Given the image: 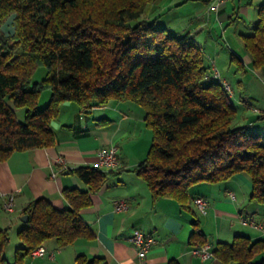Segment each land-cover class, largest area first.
I'll return each mask as SVG.
<instances>
[{
  "label": "trees",
  "instance_id": "1",
  "mask_svg": "<svg viewBox=\"0 0 264 264\" xmlns=\"http://www.w3.org/2000/svg\"><path fill=\"white\" fill-rule=\"evenodd\" d=\"M153 1L0 0V25L16 14L15 32L0 30V162L15 150L52 145L50 123L66 101L91 108L130 100L142 107L152 134L134 171L153 200L167 196L187 207L191 186L244 173L251 181L249 201L264 203V133L249 129L253 122L234 123L238 110L230 100L233 92L207 71L193 34H173L156 18L142 17ZM256 13L242 40L252 66L261 68L264 1ZM38 67L46 73L33 82ZM46 89L51 92L48 103L38 107ZM17 108H24L22 120ZM254 113L253 121L264 118L263 112ZM73 172L87 188H64L66 207L37 198L22 209L28 219L17 231L12 261L4 254L8 229L0 228V264H22L49 238L64 247L91 236L79 211L91 203L89 192L101 188L110 170L78 166ZM192 236L204 244L200 229ZM211 252L222 264H264V239L239 234L230 243H216ZM74 264L106 263L100 256L77 254Z\"/></svg>",
  "mask_w": 264,
  "mask_h": 264
},
{
  "label": "crops",
  "instance_id": "2",
  "mask_svg": "<svg viewBox=\"0 0 264 264\" xmlns=\"http://www.w3.org/2000/svg\"><path fill=\"white\" fill-rule=\"evenodd\" d=\"M189 1H202L209 16L204 18L202 15L194 22L189 21L190 25L179 20L181 27L174 24V20L166 19L169 11L183 8ZM263 1L227 0L223 7L215 11L209 9L212 0H154L146 6L144 13L148 19L156 18L173 34L190 32L200 46L198 35L209 29L208 23L223 31L228 26L236 25L233 34L243 44L242 35L251 32L252 24L257 19V5ZM246 25H249V29ZM229 48L235 52L232 45L229 44ZM239 58L241 67L235 74L240 72L243 77L247 76L249 67L252 68L251 58L247 52ZM210 65L212 70L215 64ZM228 69L223 75L219 73L229 82L227 76L231 71L230 67ZM255 69L264 77V67ZM243 84L240 78L237 87ZM126 101L130 100H110L91 108H82L75 102L66 101L62 103L63 106L71 107L73 112L69 118L58 120L57 116L51 121L50 127L55 135L52 145L15 150L0 162V228L8 229L9 243L15 239L13 243L17 246V231L24 224L19 219L23 214L22 209L37 198L47 199L56 208L66 207L64 188H87L73 169L96 166L100 148L111 144L116 147L118 164L107 173L106 182L101 188L89 192L91 203L79 211L81 219L92 232L91 236L79 237L64 247H59L55 239L49 238L42 245L44 254H30L22 264H74L77 254L100 256L106 264H222L215 256L201 260L193 253L192 246L197 243L192 236L195 229H200L202 240L210 250L218 242L230 243L239 234L251 240L264 239V230L244 223L251 216L256 222L264 224L263 217H254L249 213L251 210L248 207L262 204L249 201L251 181L244 173L216 183L200 182L191 186L187 207H181L167 196L153 200L146 183L134 171L146 155L152 136L150 138L145 126L144 114L141 118L139 116L142 127L138 119L135 120L136 125L133 124L126 112H134V107L124 105ZM237 102L239 122L255 124L253 120L256 114L249 107L253 104L242 95H239ZM106 106L111 107L116 117L96 115ZM259 109L263 110L264 106ZM121 122L126 124L121 126ZM142 135V143L138 144ZM58 157L64 158L63 165L56 162ZM8 193L14 195V209L11 212L2 208ZM195 195L206 198L208 206L205 214H200L194 206L192 197ZM118 198L127 202L126 210L114 211L113 202ZM135 229L150 234L154 239L143 257L137 254V247L129 240Z\"/></svg>",
  "mask_w": 264,
  "mask_h": 264
},
{
  "label": "rangeland",
  "instance_id": "3",
  "mask_svg": "<svg viewBox=\"0 0 264 264\" xmlns=\"http://www.w3.org/2000/svg\"><path fill=\"white\" fill-rule=\"evenodd\" d=\"M169 12L170 13H167L165 16L166 19L169 18L170 20H174V24L180 25L179 27H181V23H182L179 20H182L185 23H187V25H190L189 21L194 22V20H197L196 18L202 15L204 18L205 16L207 17V15L209 16V14L206 12V7L202 1H189L184 5L183 8H178L176 10H171ZM142 17H146V15L143 14ZM235 26L236 25H231L230 27L228 26L227 28H225L226 26L224 25L225 30L223 31L220 27L218 26L215 27L213 24L208 23V28L210 29V31L209 29L208 30L206 29L203 34L198 35V41L200 42L202 49L204 50V65L206 66L207 71L210 72L211 71L210 64L214 63L216 69L220 73H222V75L224 73H227L229 70L228 68L230 67L231 72L227 76L230 81L228 82L227 80V82L230 84L232 88V92L233 91L235 92L234 96L233 93L232 95H230V100L235 105L236 108L239 106L237 102L239 95H242L244 99L245 98L248 99V101H250L254 107L261 108L264 106V77H262V74L258 73L253 66H252L253 69L249 67L250 70L248 71L247 76L243 77L242 73L240 72L239 74L238 73L235 74V72L237 71L236 69L237 67L236 62L238 61L237 58L239 56L242 57V55L246 53V51L242 47L243 44L239 43L241 42V40L239 41L237 39V36L233 34V30ZM248 26L249 25H246V27ZM194 27L195 26H193V28ZM207 32H209V34ZM229 36H231V39H229ZM229 44L234 47L233 50L235 52H232L231 48H229ZM234 57L236 60L234 59ZM45 73H46L45 67H38L36 71L33 73L32 81L33 82L41 81V79L45 76ZM240 78L242 79L244 84L242 87L238 88L237 84ZM50 93L51 92L49 89L43 90L41 92L39 96L38 107H43L48 103V100L50 98ZM129 104L134 107V112H131L130 114L126 112V114H128L132 118V122L135 125H136L135 122L138 119V121L140 122V126L142 127L141 120H139V116L141 118V116L144 114L142 107L133 101H126V103H124V105H129ZM253 106L251 107L253 108ZM106 107H104L100 111H97L96 115L100 116V115L108 114L110 116L116 117L115 113L111 111V107H107V108ZM23 110L24 108L15 109L16 116L19 120L23 119ZM72 112L73 111L71 107L63 106V104H61L57 119L59 120V119L69 118L71 117ZM237 121L239 120L236 119L234 123H238ZM254 122L255 124L249 125L248 128L252 130H261L264 133V118L256 119ZM125 124L126 122H121V126H124ZM148 133L150 134L149 136L151 138L152 135H151V130L149 128H148ZM143 137L144 135L139 137L140 141L138 144L142 143ZM260 204L262 205L258 207L255 206L254 208H252L253 206L248 207V209L251 210L249 213L253 214L254 217H263L264 219V207H262L264 206V203H260ZM249 218L252 217L250 216L246 219ZM252 220H254V218H252ZM254 222L256 221L254 220ZM256 223L262 224L264 228V224L262 222H256ZM14 240L11 243H9V245L5 248L4 251L5 256L10 261H12L13 251L16 247V244L13 243ZM257 256L259 257V255Z\"/></svg>",
  "mask_w": 264,
  "mask_h": 264
},
{
  "label": "built area",
  "instance_id": "4",
  "mask_svg": "<svg viewBox=\"0 0 264 264\" xmlns=\"http://www.w3.org/2000/svg\"><path fill=\"white\" fill-rule=\"evenodd\" d=\"M226 2L227 0H212L211 4L209 5V9L215 11L219 10L221 7L225 5ZM212 71H213V76L220 78L225 90L229 94H231L232 88L230 84L227 82V80L220 77V73L215 67L212 69ZM252 111L264 113V109L260 110L259 108L254 106L252 108ZM56 162L63 165L64 158L58 157L56 159ZM117 164H118V158L116 153V147L113 144L107 145L98 150L97 161H96L97 167L107 171L115 168ZM229 195L231 198H233L232 192H230ZM192 202L200 214H205L207 212L208 202L205 197L195 196ZM13 206H14V195L12 193H8L6 194L5 199L2 202V208L7 212H11L14 209ZM113 209L116 212L124 211L127 209V202L124 199H119V198L115 199L113 202ZM244 223H247L255 227H259L262 230H264L262 224L254 222L252 218L245 219ZM129 240L137 247V254L140 257H143L147 253L151 244L154 241L153 237L150 234L140 229H135L132 232V234L129 236ZM192 248H193V253L196 256H198L201 260H205L213 256L208 244L195 243L193 244ZM44 253H45V249L42 246H40L34 251H32L31 255H35V254L42 255Z\"/></svg>",
  "mask_w": 264,
  "mask_h": 264
},
{
  "label": "water",
  "instance_id": "5",
  "mask_svg": "<svg viewBox=\"0 0 264 264\" xmlns=\"http://www.w3.org/2000/svg\"><path fill=\"white\" fill-rule=\"evenodd\" d=\"M16 14L15 13H11L5 20L4 22L0 25V30L5 34V35H9V34H13L15 32V24H14V19H15ZM20 221L23 223L27 222L28 219V215L22 214L19 217Z\"/></svg>",
  "mask_w": 264,
  "mask_h": 264
}]
</instances>
